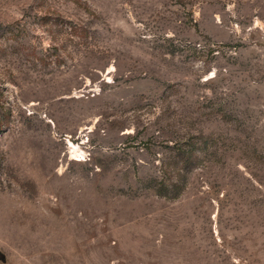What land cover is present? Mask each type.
Listing matches in <instances>:
<instances>
[{"label": "rangeland", "instance_id": "1", "mask_svg": "<svg viewBox=\"0 0 264 264\" xmlns=\"http://www.w3.org/2000/svg\"><path fill=\"white\" fill-rule=\"evenodd\" d=\"M0 264H264V0H0Z\"/></svg>", "mask_w": 264, "mask_h": 264}]
</instances>
